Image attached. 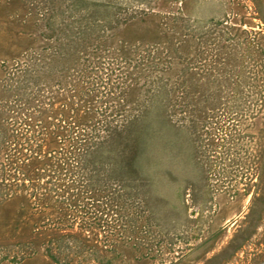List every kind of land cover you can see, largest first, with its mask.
<instances>
[{
    "label": "rangeland",
    "instance_id": "rangeland-1",
    "mask_svg": "<svg viewBox=\"0 0 264 264\" xmlns=\"http://www.w3.org/2000/svg\"><path fill=\"white\" fill-rule=\"evenodd\" d=\"M0 264H264V0H0Z\"/></svg>",
    "mask_w": 264,
    "mask_h": 264
},
{
    "label": "trees",
    "instance_id": "trees-1",
    "mask_svg": "<svg viewBox=\"0 0 264 264\" xmlns=\"http://www.w3.org/2000/svg\"><path fill=\"white\" fill-rule=\"evenodd\" d=\"M29 162H30V161H29ZM30 163H31V164H30ZM30 163H27V164H25V165H33V164H32V161H31ZM25 165H24V166H25ZM22 169L25 170V168H24L23 166H22Z\"/></svg>",
    "mask_w": 264,
    "mask_h": 264
}]
</instances>
